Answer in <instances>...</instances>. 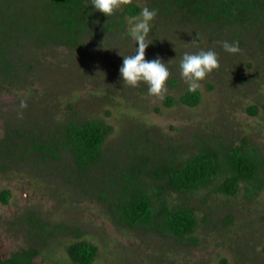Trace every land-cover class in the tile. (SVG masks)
Here are the masks:
<instances>
[{"label":"rangeland","instance_id":"obj_1","mask_svg":"<svg viewBox=\"0 0 264 264\" xmlns=\"http://www.w3.org/2000/svg\"><path fill=\"white\" fill-rule=\"evenodd\" d=\"M217 1L231 0H122L106 16L89 0L71 43L39 41L30 29L9 32L10 66L0 73V193L9 192L0 201V262L36 249L32 264H74L66 247L85 240L97 247L92 264H264V0H240L226 16ZM23 2L34 29L63 39L44 0ZM128 5L158 10L145 58L159 55L169 68L163 99L145 82L120 78L122 56L136 49ZM224 40L238 41L240 51H224ZM200 49L215 50L219 66L199 81L201 98L191 107L179 102L188 91L179 61ZM89 120L111 128L104 164L75 176L62 132ZM236 147L262 161L257 181L241 182L233 196L212 185L162 197L193 211L197 226L185 239L114 216L104 191L116 171L155 175L202 148Z\"/></svg>","mask_w":264,"mask_h":264},{"label":"trees","instance_id":"obj_2","mask_svg":"<svg viewBox=\"0 0 264 264\" xmlns=\"http://www.w3.org/2000/svg\"><path fill=\"white\" fill-rule=\"evenodd\" d=\"M44 2L47 4L45 10L48 21L56 27L63 39L51 36L44 26L34 29L35 26L31 20L29 21L23 0L1 2L0 18L4 16L7 20L0 19V36L6 38L0 39V73H8L7 69L10 66L5 55L8 48L7 38L12 29L18 33L32 30L31 32L35 34L38 31L39 41H41L39 37H43L44 42L51 40L55 43H71L77 30L81 29L88 12L89 0ZM216 3L222 7L225 16L233 4H242L240 0ZM126 12L134 16L139 10L128 5ZM200 98L199 91H187L180 97L179 102L192 107L199 103ZM110 130V126L102 120H89L81 124L70 122L64 126L61 142L70 152L73 163L72 175L89 176L92 170L102 167L104 164L102 147ZM261 170L262 161L244 148L236 147L229 150L202 148L193 156L164 164L155 175L142 173L141 169L116 171L112 174L114 177L109 183V190L104 191V194L119 223L130 228L151 227L163 234L185 239L195 231L196 217L191 209L171 205L162 198L166 191L186 193L214 185L223 194L233 196L241 182L257 181ZM96 176L107 175L105 173ZM8 198V191L0 193V201L3 204L7 203ZM39 229L45 231L44 226ZM66 253L74 264H92L97 247L88 241L76 240L67 245ZM37 254L36 249L16 252L0 264H32V259Z\"/></svg>","mask_w":264,"mask_h":264},{"label":"clouds","instance_id":"obj_3","mask_svg":"<svg viewBox=\"0 0 264 264\" xmlns=\"http://www.w3.org/2000/svg\"><path fill=\"white\" fill-rule=\"evenodd\" d=\"M121 3L122 0H90L92 9L104 13L106 16L111 15L115 9L121 6ZM157 13V9L145 6L138 15L131 17L129 31L132 39L136 41V49L133 54L122 56V64L118 71L125 84L136 86L138 82H145L150 95L163 99V93L167 90L165 82L170 74L169 68L159 55L154 59L145 58V49L152 42L148 38L152 27L151 22ZM218 43L228 53L240 51L238 41L224 40ZM218 66V53L212 49L185 52L179 61L180 75L187 82L189 92L196 91L200 87L199 81ZM26 106V102L21 101L20 107Z\"/></svg>","mask_w":264,"mask_h":264}]
</instances>
